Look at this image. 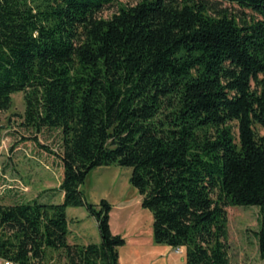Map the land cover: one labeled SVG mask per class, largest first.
I'll list each match as a JSON object with an SVG mask.
<instances>
[{
    "label": "trees",
    "instance_id": "trees-1",
    "mask_svg": "<svg viewBox=\"0 0 264 264\" xmlns=\"http://www.w3.org/2000/svg\"><path fill=\"white\" fill-rule=\"evenodd\" d=\"M0 0V111L25 93L24 125L59 130L61 204H0V260L120 264L112 205L82 190L100 167L132 168L154 241L186 264H230L231 206H257L264 260V0ZM48 191H46L47 193ZM100 244L68 242L69 208Z\"/></svg>",
    "mask_w": 264,
    "mask_h": 264
},
{
    "label": "rangeland",
    "instance_id": "rangeland-1",
    "mask_svg": "<svg viewBox=\"0 0 264 264\" xmlns=\"http://www.w3.org/2000/svg\"><path fill=\"white\" fill-rule=\"evenodd\" d=\"M138 1L117 0V4L106 8L100 16L105 19L111 18L120 7L135 5ZM209 1L218 3V7L236 12L237 7L227 2ZM12 99V108L8 111H0V204L11 205L38 197H41L44 203L61 204L63 193L59 187L63 178V168L56 158L43 154L39 146L40 143L42 146L59 151L61 133L59 130H53L36 136L33 129L23 124L25 93L14 94ZM35 138H38L39 143L35 142ZM131 174L132 168L128 167H100L91 172L82 187L89 203L97 205L102 200H106L112 205L114 228L121 224L120 203L123 202L130 203L125 212L131 218L137 219V225L145 221L144 217L140 216L138 207L131 204L136 197L141 196L130 184ZM226 210L230 264H264L259 254L256 237L259 229V208L231 206ZM67 214L71 230H75L76 236L84 235L90 240L96 238L99 232L98 223L86 208H69ZM147 223L148 220L145 226ZM82 243L83 241H80L78 244ZM53 264L66 263L60 256H56Z\"/></svg>",
    "mask_w": 264,
    "mask_h": 264
},
{
    "label": "crops",
    "instance_id": "crops-1",
    "mask_svg": "<svg viewBox=\"0 0 264 264\" xmlns=\"http://www.w3.org/2000/svg\"><path fill=\"white\" fill-rule=\"evenodd\" d=\"M134 206L138 207L139 214L144 217L140 225H137V219L131 218L125 210L129 208L130 203H120L121 224L114 228L112 221V214L114 208L110 213V227L114 235H120L126 240V244L119 248V262L120 264H186L185 252L183 254L176 253V249L164 244H157L154 241V217L147 209H141L142 196H138L133 200ZM141 205V206H140ZM139 216V215H138ZM145 226V223L147 222ZM148 226V227H147ZM70 236L68 235V242L71 245H88L100 244V232L96 234L94 240L86 236H76L75 230L72 231L69 225ZM147 229V230H146ZM80 241H83L82 244ZM92 241V242H90ZM184 250V249H183Z\"/></svg>",
    "mask_w": 264,
    "mask_h": 264
},
{
    "label": "built area",
    "instance_id": "built-area-1",
    "mask_svg": "<svg viewBox=\"0 0 264 264\" xmlns=\"http://www.w3.org/2000/svg\"><path fill=\"white\" fill-rule=\"evenodd\" d=\"M176 252L177 253H184V250H183V248H178V249H176ZM0 264H10V263H8V262H5V261H3V260H0Z\"/></svg>",
    "mask_w": 264,
    "mask_h": 264
}]
</instances>
